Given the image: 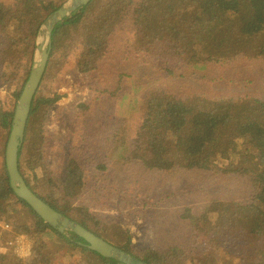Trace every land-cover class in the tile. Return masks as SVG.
I'll use <instances>...</instances> for the list:
<instances>
[{"label":"trees","instance_id":"16d2710c","mask_svg":"<svg viewBox=\"0 0 264 264\" xmlns=\"http://www.w3.org/2000/svg\"><path fill=\"white\" fill-rule=\"evenodd\" d=\"M65 1H0V82L11 93L9 106L0 103V218L13 226L10 233L0 228V248L17 235H25L32 242L31 257L0 253V264H120L78 245L83 241L72 233L59 234L50 228L9 187L4 152L14 106L33 67L40 28ZM128 24L134 28L136 45L132 50L136 58L150 61L155 70L142 87H150L147 98L153 101L151 110L162 107L161 118L166 119L168 112L173 118L165 121L169 125L166 130L141 128L133 141L121 126L103 166L119 169L134 161L149 171L157 167L169 174L203 172L228 177L238 182L237 187L248 190L240 192L238 201H215L200 213L186 208L181 216L188 220L186 243L161 251L149 248L135 252L131 237L119 225L88 217V201L83 194L87 198L91 195L85 183L89 178L86 168L91 170L89 158L70 159L63 181L45 169L43 126L47 109L60 96L43 95L40 90L57 65L56 55L65 47L69 53L80 46L78 71H90L121 38ZM130 50L127 46L126 54ZM236 56L261 67L258 74L264 77V0H92L52 30L47 69L18 157L19 172L27 187L57 212L146 264H264V208L255 200L264 191V139L252 129L258 128L264 136V83L254 84L235 98L225 99V93L210 98L208 84L195 74L211 61L225 65ZM185 62L183 71L191 72L193 79L183 76L184 84H194L191 88L197 91L188 102L167 93L163 80L167 75L162 70L166 67L175 72ZM161 86L162 93L157 91ZM137 102L131 106L137 107ZM150 104L143 102L142 106ZM129 109L121 103L118 115L129 116ZM162 125L164 121L159 119V127ZM171 128L177 134L169 133ZM30 140L33 143L26 152ZM223 245L226 248H221ZM227 250L228 257H224Z\"/></svg>","mask_w":264,"mask_h":264},{"label":"rangeland","instance_id":"374dc122","mask_svg":"<svg viewBox=\"0 0 264 264\" xmlns=\"http://www.w3.org/2000/svg\"><path fill=\"white\" fill-rule=\"evenodd\" d=\"M0 1L10 3L13 0ZM70 2L71 0H66L61 7L68 6ZM131 24H128L121 38L116 39L109 52L103 54L96 68L90 71H78L76 63L80 46L69 53L65 47L56 55L57 65L49 72L40 90L43 95L55 93L60 96L58 102L47 109L43 126L45 169L53 178L63 181L65 167L70 159L76 156L78 159L89 158L91 170L86 168V178H89L85 183L91 195L87 198L86 194H83V198L88 201V217L119 225L131 237V246L135 252L149 248L161 251L178 245L179 242L186 243L188 220L181 216L187 209L195 208L198 209L195 211L200 213L215 201H238L237 199L241 198L240 192L244 194L248 190L237 187L238 182L229 180L228 177L203 172L169 174L158 170L157 167L149 171L134 161L119 169L103 166L104 156L109 155L117 143L114 136L121 126L129 136V141H133L139 137L141 128L166 130L169 125L165 121L173 118L171 112L166 113V119L161 118L164 111L162 107L151 110L153 101L147 98L151 92L150 87L142 90L147 84L146 78L153 77L151 74L155 70L150 61L136 58L132 50L136 44ZM42 28L43 25L40 30ZM39 45L48 48V36L45 38L40 31L35 41L34 63L40 58L37 53ZM127 46L131 50L126 54ZM186 63L175 69L176 75L174 71L162 68L167 75L163 77L167 93L182 102H188L192 94L197 93L196 89L191 88L195 87L194 84H184L186 81L183 76L193 79L191 72L183 71ZM215 63L211 61L202 68V72L195 73L201 77L200 81L208 84L207 92L210 98L220 96L221 93H225V99L235 98L254 88V84L264 83V77L260 78L258 74L262 68L256 64L249 65L243 56H236L225 65ZM5 87L1 81L0 103L6 108L10 105L11 93H8ZM157 91L162 93V86ZM135 100L140 104L134 108L131 105ZM143 102L151 104L149 107L142 106ZM121 103L130 107L126 110L129 111V116L118 115ZM159 119L164 121L161 127ZM252 129L264 139L261 130L256 127ZM168 132L177 134L174 128ZM32 143V140L28 141L26 152H29ZM131 146L132 144L129 148ZM255 200L259 208H264V191ZM0 220L11 225L6 218ZM22 236L25 235L13 237L8 245L14 244ZM25 237L29 247L27 249H31L32 253V242ZM228 253L227 250L223 256L228 257Z\"/></svg>","mask_w":264,"mask_h":264},{"label":"water","instance_id":"95a60500","mask_svg":"<svg viewBox=\"0 0 264 264\" xmlns=\"http://www.w3.org/2000/svg\"><path fill=\"white\" fill-rule=\"evenodd\" d=\"M92 0H71L68 6L59 8L52 13L43 24L40 30L42 36H48V48L42 45L37 47L40 58L34 63L27 81L25 82L20 96L16 101L11 120V128L4 152V161L9 178V187L12 193L22 200L33 212L50 228L59 234L72 233L79 238L82 243L78 245L84 247L105 259H112L120 264H146L114 247L102 238L97 237L80 224L70 220L67 216L57 212L48 204L37 197L24 182L18 166L19 151L24 143L26 128L31 113L33 101L37 95L43 77L45 75L49 55L51 52V33L53 28L73 12L90 4Z\"/></svg>","mask_w":264,"mask_h":264},{"label":"built area","instance_id":"2783aa9c","mask_svg":"<svg viewBox=\"0 0 264 264\" xmlns=\"http://www.w3.org/2000/svg\"><path fill=\"white\" fill-rule=\"evenodd\" d=\"M0 228L3 231L11 232L12 226L8 222L0 221ZM26 237L22 236L20 239H18L14 244H7L6 247L0 248V253H6L8 251L14 252L13 254L21 259L31 256V249L26 245Z\"/></svg>","mask_w":264,"mask_h":264}]
</instances>
